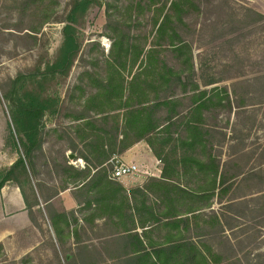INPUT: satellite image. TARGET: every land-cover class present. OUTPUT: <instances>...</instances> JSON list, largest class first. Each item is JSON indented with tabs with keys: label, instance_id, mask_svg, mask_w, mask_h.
Instances as JSON below:
<instances>
[{
	"label": "trees",
	"instance_id": "16d2710c",
	"mask_svg": "<svg viewBox=\"0 0 264 264\" xmlns=\"http://www.w3.org/2000/svg\"><path fill=\"white\" fill-rule=\"evenodd\" d=\"M95 8L105 9V36L112 42L111 49L107 57L100 52L103 61L97 57L90 62L93 73L85 70L82 78L88 77L87 85H76L73 89V93L79 92L83 98L80 108L69 109L71 112L67 113L73 125L61 133L59 128L52 131L67 146L60 162L53 163L54 171L69 177L78 190L83 183H86L84 188L94 183L99 175L112 179L109 169L112 159L123 156L137 144L146 143L165 166L171 164V155L183 152L176 166L197 168L211 180V187L199 188L194 192L200 196L185 199V204H181L176 200L178 195L165 185L160 187V194L166 199L160 204L147 208L145 200H141V206H135L136 213L146 212L157 217L152 218L147 235L150 248L147 260L152 264H211L226 259L227 264H253L251 253L243 256L245 261L234 251L213 254L200 241L207 251L203 254L198 241L189 234L191 224L195 231L200 230V217L205 210H211L213 218L205 220L203 225L217 226V242L220 234L226 229L238 228L240 220H246L247 216L252 217L255 224H264L261 222L264 220V149L245 152L243 145L228 150L226 144L238 139L232 132L228 134L229 122L222 127L218 121L224 112L232 115L233 111L249 106V101L256 102L262 98L261 93H250L252 85L247 80L233 83L231 89L220 86L208 89L220 83L214 78L201 85L196 79L199 69L195 67L192 45L187 41V33H183V29L191 27L188 24L191 15L204 17L205 22L213 23L215 28L223 26L218 38L264 27V15L247 7L236 11L231 0H0V57L6 54V47L12 42L14 50L34 52L48 25L62 27L63 41L53 60L41 57L31 69L0 83V100L2 97L13 110L18 139L13 136L14 146L22 153L12 166L0 172V192L6 184L20 188L31 214L29 199L35 192V159L37 154L43 155L49 133L44 119L56 114L59 104V97L48 95L47 90L51 83L57 85L70 76L83 52L81 30ZM211 13L217 17L207 19ZM143 24L151 29L148 34L151 41L147 35L141 38L137 33V28ZM89 45L91 49L100 47L96 41ZM169 52L173 54L171 60L167 59ZM235 58L236 63H240ZM236 67L239 69L241 63L228 68ZM241 74L238 72L232 80H239ZM258 80H262L264 90V78ZM247 83L250 85L246 86ZM87 87L91 89L89 94ZM242 87H246L245 91ZM254 95L258 98L250 99ZM225 150L229 152L226 160L223 159ZM68 152L76 156V162L85 163L83 170L71 164ZM168 175L167 170L162 172L164 179H169ZM68 188L63 186L64 190ZM215 196L216 209L211 204L203 205ZM248 196L255 199L252 209L243 206ZM114 209L111 202H98L96 195H92L83 211L90 226L98 213L111 214ZM225 214L236 218H225ZM73 215L74 212L58 215V221L63 225V221ZM53 225L62 249L60 253L54 243H48L53 264L105 262L102 257L98 258L96 244L80 242L76 231L71 234L75 237V248L65 251L61 238L63 229L55 221ZM195 231L192 234L196 238L205 236ZM128 238L138 252L144 251L138 234ZM3 251L0 244V256ZM109 260L112 261V257Z\"/></svg>",
	"mask_w": 264,
	"mask_h": 264
},
{
	"label": "rangeland",
	"instance_id": "374dc122",
	"mask_svg": "<svg viewBox=\"0 0 264 264\" xmlns=\"http://www.w3.org/2000/svg\"><path fill=\"white\" fill-rule=\"evenodd\" d=\"M231 5L236 11L241 12L243 8L247 7L264 15V0H231ZM211 17L216 18L217 16L215 13H211L207 19ZM205 20L204 17L191 15L188 20V24L191 26L189 29L190 33L189 30L183 29L184 35L187 33V41L192 45L195 67L197 70L199 69L196 77L197 81L202 85L209 79L214 78L220 81V83L208 89H212L215 86L231 89L233 83L247 80L252 85L249 88L250 93L259 91L262 97L254 103L251 102L252 100L249 101L247 103L249 106L243 107L238 112L236 110L233 111L232 115L224 112L218 118L222 127H225L228 122L230 123L228 133L231 135L232 132V136L238 139L234 142L231 140L230 142L232 143L226 144L228 150L232 147L239 149L243 145L245 146L242 150H245L247 147L250 149V152L264 149V90L262 80H258V78H264V27L248 28L232 36L227 35L226 37L218 38L221 35V33H218L219 29L223 26L215 28L212 25L213 23H206ZM105 26V9H93L86 19L85 26L81 30L84 42L83 52L75 63L70 76L64 82L61 81L57 85L53 82L48 87V95L59 97L57 113L48 115L44 119L46 131L49 132L47 143L44 145V151L49 158L56 157L55 160L59 161L61 155L65 153L66 144L59 141L58 135L52 131L59 128L61 133L63 129L73 125L71 119L67 117V113L71 112L69 109L80 108V100L83 99L80 98L81 94L79 92L73 93L74 87L76 85L83 87L87 85V81H89L88 77L86 76L84 80L82 79L84 71L88 70L90 73H93V65L90 62L97 57L103 61V56L100 55V52H103L105 57L109 55L112 42L108 36H105ZM61 30L62 27L60 25L52 24L46 26L40 36L38 48L31 53H26L21 49L14 50V42L10 43L5 49L6 54L0 57V83L14 79L19 73L31 69L41 57H45L48 61L53 60L62 46ZM137 30L139 31L137 33L142 38L145 35L148 36L151 29L143 24ZM226 30L230 31L231 28L226 27ZM148 37L149 41H151V36ZM93 41L100 43V47L91 49L89 43ZM167 57V59L171 60L173 59V54L169 52ZM235 57L240 60L241 67L231 70L228 68L230 65L240 64L236 63L238 60H235ZM101 65L104 68L102 63ZM101 72L103 73L102 70ZM238 72L242 73L241 78L239 80H232L233 76H237ZM249 83L246 86L250 85ZM242 88L245 91L246 87ZM202 89L204 88L202 87ZM86 91L89 94L91 89L87 87ZM257 98L258 95H254L250 99ZM13 136L18 140L13 110L10 104L1 97L0 172L10 167L12 162H15L18 156L22 154L21 150L14 146L13 141L15 139L13 140ZM79 162L72 161L71 164L79 167L85 166L83 161ZM151 163L149 160H144L139 165L147 166L151 170V168H154V163ZM109 169L112 171L111 162ZM8 188L15 189L16 186L8 184ZM253 200L255 199L252 196H248L243 201V206H248L250 209L254 208L255 203ZM9 216H14V214ZM246 221L244 228L248 229V234L246 237L243 236V239L240 240L241 243L239 240H236L235 250L238 251L237 254H239L240 259L251 253L253 264H264V232L261 234L256 229V234L253 233L256 221L249 216L246 217ZM262 221L264 220L262 219ZM37 238L38 236H35V232L31 226L26 227L23 231L16 232L15 235L4 243L5 252H3L4 255L0 256V264H53L52 253L42 254L41 256L33 253L34 248L38 244ZM240 247L244 248L245 252L239 253ZM48 250L50 251V249H45V251ZM245 260L243 259V261Z\"/></svg>",
	"mask_w": 264,
	"mask_h": 264
},
{
	"label": "crops",
	"instance_id": "0c3cea01",
	"mask_svg": "<svg viewBox=\"0 0 264 264\" xmlns=\"http://www.w3.org/2000/svg\"><path fill=\"white\" fill-rule=\"evenodd\" d=\"M249 151L250 149L246 147L245 152ZM165 153H168V151L166 150ZM70 154L68 152L67 156L69 157ZM223 155V159L226 160L229 152L225 150ZM37 156L33 172L35 192L34 197L29 199V204L32 206L31 214L20 188H8V184H6L0 192V244L4 250L6 240L15 235L16 232L23 231L26 227L31 226L35 236H38L37 247L33 250L35 255L41 256L42 254L52 253L48 243H54L59 252L62 251L53 225V221H55L57 226L63 229L61 238L65 251L75 248V237L71 234L76 231V237L80 239V242L93 241L96 244L98 258L102 257L105 261L103 263L102 260L100 264H152L150 259L147 260V253L150 251L147 246L149 244L147 235L151 231L152 218L157 217L146 212L136 213L135 206L140 207L141 200H145L147 208H151L155 203L160 204L162 200L166 199L160 194V187L165 185L178 195L176 200L181 204H185V199L200 196V194L194 192L199 190V188L207 189L211 187V180L206 178L205 174L197 168L186 169L181 164L176 166V162L180 161L183 152L171 155V164L167 160L169 166H165V162H160L159 158L152 153L146 143L133 146L119 158L126 163L139 164L144 160H149L150 163L153 162L154 168H151L152 176H130L121 181H116L110 179L109 176L99 175L94 183L88 184L86 188H84L86 183H83L78 190L73 187L69 177L62 172L54 171L53 163L58 164L60 160H55L56 157H50L52 158L50 159L46 156L45 151L43 155L37 154ZM191 156L195 158L194 155ZM74 161H76V156ZM15 162H12L10 166ZM83 168L80 167L79 169L83 170ZM164 170H167L169 179L162 177ZM93 175L95 176V174ZM63 186L69 188L64 190ZM9 189L10 191H8ZM186 193L189 195H186ZM92 195H96L98 202L105 200L111 202L115 209L111 214L98 213L89 226L90 220L83 209L88 197ZM167 199H174V197H167ZM122 201L124 202L123 206H121ZM206 204H211L213 209H216V196L211 202L205 201L203 203V205ZM14 208L15 210H13ZM210 211L205 210L204 214H201V221L198 226L200 230L195 231L193 225L191 224L190 226L191 231L189 234L192 235L194 241H198L200 252L203 254L207 253L204 247L206 245L210 253L213 254H231L233 251L237 253L235 242L239 240L241 243L240 240L243 239V236H247L248 229L244 228V223L247 221L240 220V225L234 230L226 229L224 234H220V241L217 242V226L203 225L205 220H209L210 217L213 218ZM69 212H74V215L68 216L62 225L58 221L57 216ZM11 214H14V216H9ZM229 217L236 218L232 214H225V218ZM255 225L253 233L256 234L255 230L257 229V232L262 234L264 225ZM194 231L200 235L202 232L205 236L196 238L193 235ZM135 234H138L143 242L144 251L142 252H138L135 245L130 242L131 239L128 238ZM108 240L110 243H108ZM200 241L204 243V246L200 244ZM222 241L223 244H221ZM45 249H50L51 252L49 250L45 251ZM243 252H245V249L240 247L239 253ZM110 257H112V261L109 260ZM211 264H227V261L225 259L221 263L212 262Z\"/></svg>",
	"mask_w": 264,
	"mask_h": 264
},
{
	"label": "built area",
	"instance_id": "2783aa9c",
	"mask_svg": "<svg viewBox=\"0 0 264 264\" xmlns=\"http://www.w3.org/2000/svg\"><path fill=\"white\" fill-rule=\"evenodd\" d=\"M160 164V162H158ZM111 178L121 181L130 176H152L151 170L147 166H140L135 163H126L119 157H114L111 161Z\"/></svg>",
	"mask_w": 264,
	"mask_h": 264
},
{
	"label": "water",
	"instance_id": "95a60500",
	"mask_svg": "<svg viewBox=\"0 0 264 264\" xmlns=\"http://www.w3.org/2000/svg\"><path fill=\"white\" fill-rule=\"evenodd\" d=\"M68 158H69V160H71V161H74V160H75V156L72 155V154H70Z\"/></svg>",
	"mask_w": 264,
	"mask_h": 264
}]
</instances>
